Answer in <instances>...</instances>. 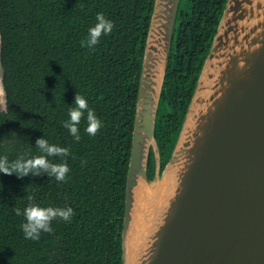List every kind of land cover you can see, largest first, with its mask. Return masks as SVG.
Listing matches in <instances>:
<instances>
[{"label":"trees","instance_id":"trees-1","mask_svg":"<svg viewBox=\"0 0 264 264\" xmlns=\"http://www.w3.org/2000/svg\"><path fill=\"white\" fill-rule=\"evenodd\" d=\"M155 0H0V156L42 153L36 140L69 149L66 182L47 174L0 173V264H123L126 183L144 51ZM227 0H181L155 137L165 166L194 95ZM183 9V11H182ZM181 10V11H180ZM103 13L114 24L92 49L82 47ZM101 121L89 135L87 111L77 141L63 122L75 95ZM153 152L148 175L154 177ZM165 168V167H164ZM164 170V169H163ZM161 170V171H163ZM41 207H71L70 222L25 239L27 197Z\"/></svg>","mask_w":264,"mask_h":264},{"label":"water","instance_id":"water-1","mask_svg":"<svg viewBox=\"0 0 264 264\" xmlns=\"http://www.w3.org/2000/svg\"><path fill=\"white\" fill-rule=\"evenodd\" d=\"M179 5L155 0L151 15L127 174L123 264H130L138 188L173 177L162 217L132 264H264V0H227L161 171L155 129Z\"/></svg>","mask_w":264,"mask_h":264},{"label":"clouds","instance_id":"clouds-1","mask_svg":"<svg viewBox=\"0 0 264 264\" xmlns=\"http://www.w3.org/2000/svg\"><path fill=\"white\" fill-rule=\"evenodd\" d=\"M96 24L89 28L88 36L81 41L82 47L92 49L99 43V38L102 34H111L114 28L112 21L106 19L103 13H97ZM74 107H69V119L63 122V127L68 129L69 133L79 141L78 125L87 111V127L85 131L92 136H95L101 128V121L96 117L94 110L89 109L87 100L84 96L77 93L74 99ZM36 148L41 155L26 158L21 155L14 160H9L7 156H0V173L6 175L15 174L18 178L25 176H40L42 173L47 174L48 177H54L57 181L66 182L67 175L70 171L66 162L53 163L48 157H67L70 155L69 149L60 147L55 144H49L48 140L39 138L36 140ZM29 203L21 212V209L14 207L13 212L17 216L23 215L26 222L20 225L25 239L39 240L41 233H51V222L54 219H62L65 222H70L74 216V210L71 207L53 208L41 207L39 204L33 203L34 197H27Z\"/></svg>","mask_w":264,"mask_h":264},{"label":"bare ground","instance_id":"bare-ground-1","mask_svg":"<svg viewBox=\"0 0 264 264\" xmlns=\"http://www.w3.org/2000/svg\"><path fill=\"white\" fill-rule=\"evenodd\" d=\"M173 181L174 177L172 179H164L163 184L161 182H156L155 184H157V187L153 192L151 191L152 193L149 192L145 184L138 188V205L136 212H134V218L128 241L130 264L135 261L138 253L142 249L138 248L140 241H143L144 246L152 232L153 225L158 223L159 219L162 217L161 208L163 201L168 191L172 187Z\"/></svg>","mask_w":264,"mask_h":264},{"label":"flooded vegetation","instance_id":"flooded-vegetation-1","mask_svg":"<svg viewBox=\"0 0 264 264\" xmlns=\"http://www.w3.org/2000/svg\"><path fill=\"white\" fill-rule=\"evenodd\" d=\"M180 6H181V0H180L179 9H180ZM179 9H178V13H179ZM182 11H183V9H182ZM177 16H178V14H177ZM176 22H177V20H176ZM161 147H162V145L160 143H158V150H159V156H160V165L159 166H160L161 170H163L166 165L164 166L163 163H162V156H161V153H160ZM152 158L154 160V163H152V165H153L152 168L154 169V172L156 173V170H157L158 166H157V154L155 152H153V157Z\"/></svg>","mask_w":264,"mask_h":264},{"label":"rangeland","instance_id":"rangeland-1","mask_svg":"<svg viewBox=\"0 0 264 264\" xmlns=\"http://www.w3.org/2000/svg\"><path fill=\"white\" fill-rule=\"evenodd\" d=\"M0 81H1V83H0L1 105H2V108L5 109V95H4V91H3V87H2V67H1V65H0ZM152 186H153L152 190L148 189L150 193H152L154 191V189H156L157 184L153 183Z\"/></svg>","mask_w":264,"mask_h":264}]
</instances>
